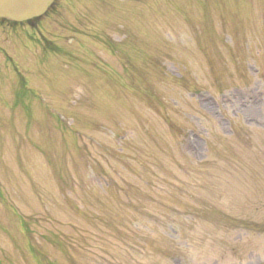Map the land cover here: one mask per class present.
<instances>
[{
	"label": "rangeland",
	"instance_id": "1",
	"mask_svg": "<svg viewBox=\"0 0 264 264\" xmlns=\"http://www.w3.org/2000/svg\"><path fill=\"white\" fill-rule=\"evenodd\" d=\"M38 27L0 28V264H264V0Z\"/></svg>",
	"mask_w": 264,
	"mask_h": 264
},
{
	"label": "water",
	"instance_id": "2",
	"mask_svg": "<svg viewBox=\"0 0 264 264\" xmlns=\"http://www.w3.org/2000/svg\"><path fill=\"white\" fill-rule=\"evenodd\" d=\"M53 0H0V19L23 22L42 15Z\"/></svg>",
	"mask_w": 264,
	"mask_h": 264
},
{
	"label": "flooded vegetation",
	"instance_id": "3",
	"mask_svg": "<svg viewBox=\"0 0 264 264\" xmlns=\"http://www.w3.org/2000/svg\"><path fill=\"white\" fill-rule=\"evenodd\" d=\"M57 0H55L52 5L46 10V12L44 14H42L41 16L38 17H34L30 20H27L25 22H13V21H9V20H0V28L1 29H9V30H15L17 28H26L27 30H38L39 29V23L42 19H45L46 17H48L53 9L55 8V3Z\"/></svg>",
	"mask_w": 264,
	"mask_h": 264
},
{
	"label": "trees",
	"instance_id": "4",
	"mask_svg": "<svg viewBox=\"0 0 264 264\" xmlns=\"http://www.w3.org/2000/svg\"><path fill=\"white\" fill-rule=\"evenodd\" d=\"M186 137V136H185ZM135 251V250H134ZM136 252V251H135ZM172 259H174L175 258V255H173L172 257H171Z\"/></svg>",
	"mask_w": 264,
	"mask_h": 264
}]
</instances>
